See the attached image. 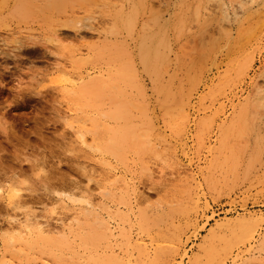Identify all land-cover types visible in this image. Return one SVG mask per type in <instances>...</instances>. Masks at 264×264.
Returning <instances> with one entry per match:
<instances>
[{
  "label": "rangeland",
  "instance_id": "rangeland-1",
  "mask_svg": "<svg viewBox=\"0 0 264 264\" xmlns=\"http://www.w3.org/2000/svg\"><path fill=\"white\" fill-rule=\"evenodd\" d=\"M133 1L0 0V264H264V0Z\"/></svg>",
  "mask_w": 264,
  "mask_h": 264
},
{
  "label": "bare ground",
  "instance_id": "bare-ground-1",
  "mask_svg": "<svg viewBox=\"0 0 264 264\" xmlns=\"http://www.w3.org/2000/svg\"><path fill=\"white\" fill-rule=\"evenodd\" d=\"M133 1V0H132ZM138 2H139V0H138ZM132 3H134V1L132 2ZM50 5H53V7H55V8H57L56 7V4H54V1L52 2L51 1V3L49 2V6ZM55 5V6H54ZM132 5V4H131ZM135 5V4H134ZM137 5V4H136ZM118 13V12H117ZM119 17V16H118ZM146 26V25H145ZM144 26V27H145ZM143 27V28H144ZM147 28H149L148 26H147ZM145 29V28H144ZM149 30V29H148ZM148 30H146V31H148ZM144 33H147V32H144ZM143 34V33H142ZM150 36V35H149ZM148 36V37H149ZM143 38H144V36H143ZM149 39V38H148ZM156 39H158V38H156ZM155 39V40H156ZM150 42L152 41V40H149ZM152 43V42H151ZM151 43H149V44H151ZM157 43V41H155V43H154V45L152 46V47H154V48H152V49H150L151 50V53H152V50L154 51V49H155V44ZM153 44V43H152ZM160 43L158 42L157 43V45L156 46H158ZM142 47H143V45H142ZM106 48V47H105ZM124 48H125V46H124ZM143 49H145V48H142V50ZM141 50V49H140ZM146 50L147 51H149V47L148 48H146ZM98 53V52H97ZM100 53V52H99ZM143 53H144V51H143ZM145 53H147V52H145ZM144 53V55H146ZM150 53V54H151ZM150 54H148V55H146V57L148 56L149 57V55ZM143 55V56H144ZM124 56V55H123ZM155 56H156V54H155ZM95 57V56H94ZM99 57V56H98ZM145 57V58H146ZM147 57V58H148ZM147 58L145 59V61H146V66H147V68H148V70H150V69H153V64L149 61L148 62V60H147ZM113 59V58H112ZM121 59V58H120ZM88 60V59H87ZM158 60V59H157ZM156 60V61H157ZM79 61V60H78ZM81 61V60H80ZM87 63V62H86ZM78 64H79V62H78ZM143 65H145V64H143ZM155 66V65H154ZM155 70V69H154ZM152 71V70H151ZM157 74V73H156ZM66 78V77H65ZM94 80V79H93ZM97 80V79H96ZM107 80V79H106ZM67 81V80H66ZM92 82V81H91ZM89 83V82H88ZM103 85V84H102ZM72 86V85H71ZM84 86V85H83ZM91 87L93 86V85H90ZM101 86V85H100ZM117 86V85H116ZM115 86V87H116ZM89 87V86H88ZM95 87V86H94ZM94 87H92V88H94ZM115 87H110V88H115ZM119 89H120V87H118ZM97 89V88H96ZM118 89V90H119ZM79 90V89H78ZM90 90V89H89ZM121 90H122V88H121ZM63 92H65V91H63ZM84 92H86V91H84V89L83 90H81L80 91V93L82 94V96L84 95L83 93ZM96 92V91H95ZM120 92V91H119ZM123 92V91H122ZM122 92H120V93H122ZM70 93V95H71V92H69ZM79 93V92H78ZM69 95V96H70ZM75 95V94H74ZM92 95V94H91ZM108 95V94H107ZM123 95V94H122ZM117 96V95H116ZM119 96V95H118ZM121 96V95H120ZM119 96V98H121ZM115 98V97H114ZM118 98V99H119ZM125 98H127L126 96H125ZM129 98V97H128ZM70 99H72L73 100V98H70ZM67 100H69V99H67ZM75 100V99H74ZM124 101H126V100H124ZM78 102V101H77ZM86 102H88V101H86ZM130 101H128V103H129ZM117 103H119L118 101H117ZM121 103V102H120ZM131 103V102H130ZM129 103V104H130ZM72 104H73V102H72ZM78 104V103H77ZM126 103H124L123 105H125ZM115 105V104H114ZM114 105H112V107L114 106ZM117 105V104H116ZM105 106V105H104ZM119 106V105H118ZM130 106V105H129ZM134 106V105H133ZM133 106H132V108H133ZM132 108H131V110H132ZM96 110V109H95ZM108 110V109H107ZM115 110V109H114ZM118 110V109H117ZM109 112H111L110 110H109ZM98 113H99V111H98ZM108 113V112H107ZM106 113V114H107ZM109 114H111V113H109ZM114 116H116V117H119V113H118V111H116V112H114ZM122 114H125V111H124V113H122ZM109 118V117H108ZM114 119V118H113ZM112 119V120H113ZM79 120V119H78ZM81 120H82V122L83 121H85V120H83L82 118H81ZM80 120V121H81ZM115 120V119H114ZM113 120V121H114ZM118 120V119H117ZM89 121V120H88ZM87 122V120L85 121V122H83V123H86ZM117 122V121H116ZM82 125H84V124H82ZM95 126V125H94ZM99 125H97L96 127H98ZM72 127H74V126H72ZM86 128V127H85ZM84 128V129H85ZM100 128V127H99ZM94 129V128H93ZM105 129V128H104ZM83 129H81V131H82ZM85 131V130H84ZM108 131V130H107ZM110 131V130H109ZM108 131V132H109ZM86 132V131H85ZM113 132H114V130H113ZM120 132V131H119ZM84 133V132H83ZM94 133H95V131H93V135H94ZM79 135L81 134V133H78ZM77 134V135H78ZM105 134V133H104ZM114 134H116V132L114 133ZM131 134V133H130ZM132 134H133V132H132ZM78 135V136H79ZM82 135V134H81ZM96 135V134H95ZM100 135H102V133L100 134ZM106 136V135H105ZM115 136V135H114ZM98 137V136H97ZM80 138H81V136H80ZM99 138H101V137H99ZM107 138V137H106ZM110 139H111V137H110ZM109 139V140H110ZM104 140H105V138H104ZM119 140H118V137H116L113 141H107V142H105L104 144L102 143V147L104 148V149H106V150H108L109 151V153H110V151H111V153L113 152V153H115V154H119L120 153V151H121V148H123V147H121V145H120V142H118ZM121 141V140H120ZM102 142H104L103 140H102ZM123 142V141H122ZM97 145H100V144H97ZM150 151H152V150H150ZM112 153V154H113ZM13 189V188H12ZM12 189H10V190H12ZM14 193V192H13ZM16 193H17V191H16ZM13 195V194H12ZM12 197V196H11ZM10 197V198H11ZM15 197V196H14ZM17 197H18V193H17ZM29 216V215H28ZM30 218V217H29ZM31 220V219H30ZM31 222V221H30ZM35 222V221H34ZM33 222V223H34ZM23 223V222H22ZM37 223V222H36ZM31 225H32V223H31ZM35 227V226H34ZM40 227V226H39ZM14 228V227H13ZM43 230H44V228H42ZM45 231H47V230H45ZM48 232H52V231H48ZM91 232V231H90ZM12 233V232H11ZM14 233V232H13ZM23 234V233H22ZM39 234V240H41L42 241V243L44 244V246L40 249V251H42L44 254H48V253H50V248H52V247H60V245L62 244V241L61 240H56L55 238H50V237H48L47 235H44L41 231H40V233H38ZM90 235L91 234H88V235H86V236H84L83 238H82V242L84 243V245H89V246H91V247H94V245H97L96 244V242H97V238L95 237H90ZM58 238V237H57ZM100 241V240H99ZM98 241V242H99ZM11 242V241H10ZM32 242V241H31ZM63 243H65V241L63 242ZM82 243V244H83ZM29 244V243H28ZM62 246H65V245H62ZM40 247V246H39ZM90 248V247H89ZM54 249V248H53ZM48 252V253H47ZM93 256V255H92ZM89 258H91V257H89ZM93 262H97V263H100V259L99 258H95L94 256L92 257V259H91ZM112 260L114 261V262H118V260H116V259H114V258H112Z\"/></svg>",
  "mask_w": 264,
  "mask_h": 264
},
{
  "label": "clouds",
  "instance_id": "clouds-1",
  "mask_svg": "<svg viewBox=\"0 0 264 264\" xmlns=\"http://www.w3.org/2000/svg\"><path fill=\"white\" fill-rule=\"evenodd\" d=\"M170 128L175 132L176 130L175 124H170ZM141 140H142L141 147H142L143 152L149 150L151 148V145L148 142V135L146 133L142 135ZM95 151H98V150L95 149ZM157 159H159V157H157ZM168 166H169V163H165V167H168ZM145 171H146V166L144 165L142 169V173H141L142 176L144 175ZM88 183H91V181H89ZM63 198L67 200L69 203H71L75 208H91V205L89 204V201L87 199H83V198L77 199V198H74L72 196H67V195L64 196Z\"/></svg>",
  "mask_w": 264,
  "mask_h": 264
}]
</instances>
